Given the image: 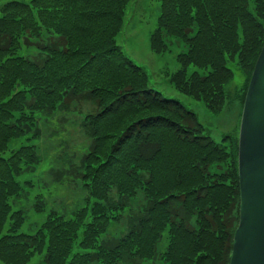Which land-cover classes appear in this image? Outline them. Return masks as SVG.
<instances>
[{
	"label": "trees",
	"instance_id": "1",
	"mask_svg": "<svg viewBox=\"0 0 264 264\" xmlns=\"http://www.w3.org/2000/svg\"><path fill=\"white\" fill-rule=\"evenodd\" d=\"M157 1L151 51L179 45L173 88L218 112L232 76L227 62L250 74L261 48L264 0ZM128 3L0 6V264H228L238 222L237 138L205 135L194 112L151 87L124 55L116 35ZM76 98L95 108L81 123L90 139L78 165L86 202L68 216L50 211L23 232L12 200L39 161L37 120ZM124 213L122 233L106 238Z\"/></svg>",
	"mask_w": 264,
	"mask_h": 264
},
{
	"label": "rangeland",
	"instance_id": "2",
	"mask_svg": "<svg viewBox=\"0 0 264 264\" xmlns=\"http://www.w3.org/2000/svg\"><path fill=\"white\" fill-rule=\"evenodd\" d=\"M6 1L0 0V6ZM158 14L157 0H129L125 19L116 35L117 45L125 56L145 71L151 87L165 96L176 97L186 109L195 113L205 135L217 142L224 135L237 138L249 73L242 72L234 62H227L232 76L223 86L225 100L218 112H210L201 102L179 94L171 82L172 73L179 67L176 57L179 45L172 42L162 53H154L150 49L149 37L156 26ZM192 69L188 66L187 72ZM94 110L92 102L76 98L66 109L37 120L39 136L35 145L39 161L33 172L21 177L26 181V187L23 185L21 194L12 200L13 208L21 209L24 214L19 227L21 231L33 233L50 211L68 216L72 210L85 204L87 193L78 165L88 150L90 139L81 123L84 116ZM138 200L136 206L142 202L141 194ZM36 203L38 207H35ZM136 206L132 205L129 209L133 211ZM125 217L126 213L118 223L114 221L108 225L106 238L112 234L120 235L125 228ZM32 263L37 264V260H32Z\"/></svg>",
	"mask_w": 264,
	"mask_h": 264
},
{
	"label": "water",
	"instance_id": "3",
	"mask_svg": "<svg viewBox=\"0 0 264 264\" xmlns=\"http://www.w3.org/2000/svg\"><path fill=\"white\" fill-rule=\"evenodd\" d=\"M237 174L238 222L228 264H264V41L242 103Z\"/></svg>",
	"mask_w": 264,
	"mask_h": 264
}]
</instances>
